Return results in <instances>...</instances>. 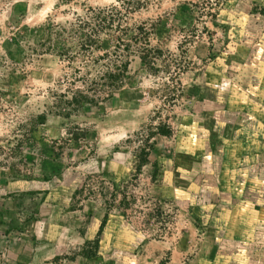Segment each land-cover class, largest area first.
<instances>
[{
  "label": "rangeland",
  "instance_id": "obj_1",
  "mask_svg": "<svg viewBox=\"0 0 264 264\" xmlns=\"http://www.w3.org/2000/svg\"><path fill=\"white\" fill-rule=\"evenodd\" d=\"M0 264H264V0H0Z\"/></svg>",
  "mask_w": 264,
  "mask_h": 264
},
{
  "label": "trees",
  "instance_id": "obj_2",
  "mask_svg": "<svg viewBox=\"0 0 264 264\" xmlns=\"http://www.w3.org/2000/svg\"><path fill=\"white\" fill-rule=\"evenodd\" d=\"M141 59H142L143 62L146 61V58H144V57H141ZM118 76H119V75H118ZM118 76H116V75L113 74V73H108V75H107V77H108L109 79H112V80L117 79Z\"/></svg>",
  "mask_w": 264,
  "mask_h": 264
}]
</instances>
